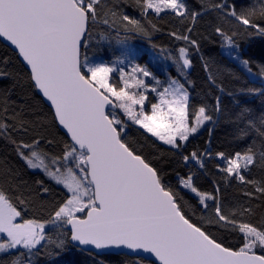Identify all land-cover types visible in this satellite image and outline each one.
Wrapping results in <instances>:
<instances>
[{
    "label": "snow or ice",
    "instance_id": "snow-or-ice-1",
    "mask_svg": "<svg viewBox=\"0 0 264 264\" xmlns=\"http://www.w3.org/2000/svg\"><path fill=\"white\" fill-rule=\"evenodd\" d=\"M73 252L264 264V0H0V264Z\"/></svg>",
    "mask_w": 264,
    "mask_h": 264
},
{
    "label": "trees",
    "instance_id": "trees-1",
    "mask_svg": "<svg viewBox=\"0 0 264 264\" xmlns=\"http://www.w3.org/2000/svg\"><path fill=\"white\" fill-rule=\"evenodd\" d=\"M131 43H133L134 45L140 46L142 49L146 50L143 54L142 57L140 59L141 63H147L148 66L150 68H152V70L154 72L157 73L158 76H160V78H163L162 72L163 70H167L168 72L172 73L173 75L176 74L177 69L175 67L174 64H172V62L169 60L167 61V63H158L155 67L153 66L152 63H150V61L152 60V56L149 55V53L152 52V49L150 48V44L148 41L144 40V39H140V38H136L133 41H131ZM155 43L158 46H168V37L166 35V33L164 34H156L155 36ZM206 52L209 51V49H205ZM218 51V49L216 50ZM214 53V52H212ZM158 60L162 61V54L160 56L157 57ZM193 74H196L197 76H203L204 73L202 71V69L200 68L199 63L196 64V67L194 68V70L192 71V79L193 78ZM122 259V257L120 256H116V255H109V256H95V255H88L87 253H80V252H73L70 254H66V256L64 257V260L66 262H69V264H96V262L103 260L105 262V264H118V262Z\"/></svg>",
    "mask_w": 264,
    "mask_h": 264
},
{
    "label": "rangeland",
    "instance_id": "rangeland-1",
    "mask_svg": "<svg viewBox=\"0 0 264 264\" xmlns=\"http://www.w3.org/2000/svg\"><path fill=\"white\" fill-rule=\"evenodd\" d=\"M161 23H163V22H161ZM211 54H218V51L211 53ZM193 78L197 81L198 84H201V83H203L204 75L203 76H197L196 74H193ZM257 86H258V84H257ZM254 106L259 108V106H260V100L259 99H256L254 101Z\"/></svg>",
    "mask_w": 264,
    "mask_h": 264
}]
</instances>
